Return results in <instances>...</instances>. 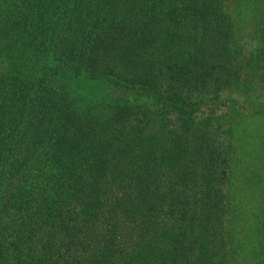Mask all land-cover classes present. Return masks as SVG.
I'll return each instance as SVG.
<instances>
[{"label": "trees", "instance_id": "trees-1", "mask_svg": "<svg viewBox=\"0 0 264 264\" xmlns=\"http://www.w3.org/2000/svg\"><path fill=\"white\" fill-rule=\"evenodd\" d=\"M233 23L224 0H0V264H225Z\"/></svg>", "mask_w": 264, "mask_h": 264}, {"label": "rangeland", "instance_id": "rangeland-1", "mask_svg": "<svg viewBox=\"0 0 264 264\" xmlns=\"http://www.w3.org/2000/svg\"><path fill=\"white\" fill-rule=\"evenodd\" d=\"M224 3L232 11L236 49L232 59L235 74L230 86L217 93L219 102L225 104L222 119L231 118L234 123L233 135L225 132L222 138L235 145L236 157L233 180L227 184L230 190L226 192L225 264H264V71L249 60L264 25V0H224ZM85 80L78 81L83 104L120 101L111 86L96 90ZM213 94L208 91L201 96L208 98L209 103ZM232 110L236 113H231Z\"/></svg>", "mask_w": 264, "mask_h": 264}]
</instances>
